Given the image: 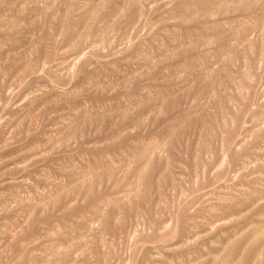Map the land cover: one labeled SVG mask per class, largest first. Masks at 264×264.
Masks as SVG:
<instances>
[{
  "label": "rangeland",
  "instance_id": "1",
  "mask_svg": "<svg viewBox=\"0 0 264 264\" xmlns=\"http://www.w3.org/2000/svg\"><path fill=\"white\" fill-rule=\"evenodd\" d=\"M0 264H264V0H0Z\"/></svg>",
  "mask_w": 264,
  "mask_h": 264
}]
</instances>
